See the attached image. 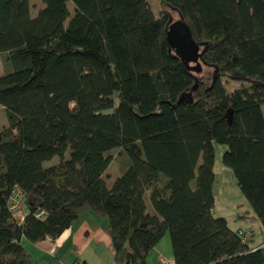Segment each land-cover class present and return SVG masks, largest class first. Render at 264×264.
<instances>
[{
    "label": "trees",
    "instance_id": "1",
    "mask_svg": "<svg viewBox=\"0 0 264 264\" xmlns=\"http://www.w3.org/2000/svg\"><path fill=\"white\" fill-rule=\"evenodd\" d=\"M40 1L30 16L28 0H0V264H31L21 239H54L84 211L107 219L115 264H149L165 231L172 264H264V0ZM170 11L198 43L197 75L165 41ZM213 143L260 223L258 245L211 213ZM114 148L128 163L107 187ZM153 179L165 197L149 213ZM15 185L21 220L8 209Z\"/></svg>",
    "mask_w": 264,
    "mask_h": 264
},
{
    "label": "rangeland",
    "instance_id": "2",
    "mask_svg": "<svg viewBox=\"0 0 264 264\" xmlns=\"http://www.w3.org/2000/svg\"><path fill=\"white\" fill-rule=\"evenodd\" d=\"M155 1V0H154ZM29 15L33 16L37 9L43 6L40 0H28ZM69 14L72 13V5L68 1L66 3ZM158 9H161L155 2H153V11L157 15ZM172 21L177 19V15L170 11ZM66 22V21H65ZM64 22V23H65ZM204 67L202 73L198 78V83L206 84L209 82V71ZM5 71L2 60L0 57V75ZM209 73V74H208ZM229 86L235 87L238 85L236 82H228ZM262 114L264 117V106H261ZM6 118L4 111L0 106V130L6 126ZM225 146L217 143H213L214 159H213V173L214 178L212 182V194L214 197V203L212 207L213 216H222L225 218L227 225L231 229L248 228L252 234L251 243L258 245L263 241V234L260 223L257 218L247 217L251 216L252 211L246 200L239 191L234 176L230 168L223 165L221 161L222 152L225 150ZM111 156V161L103 173V180L107 187H109L115 177H117L128 163L127 156L121 151L120 148H114L107 152ZM67 155V152L65 153ZM58 161L56 156H53L49 161L44 162L43 165H49ZM164 198L165 192L161 188L160 181L158 179L151 180L145 187L144 201L146 204V211H150V199L151 197ZM89 212L90 211H84ZM94 214V213H92ZM97 220L96 224L92 223V226L99 225L104 226L107 219L95 215ZM171 260V248L169 234L165 231L157 244L152 248L150 253L146 257V261L149 264H161L160 260Z\"/></svg>",
    "mask_w": 264,
    "mask_h": 264
},
{
    "label": "crops",
    "instance_id": "3",
    "mask_svg": "<svg viewBox=\"0 0 264 264\" xmlns=\"http://www.w3.org/2000/svg\"><path fill=\"white\" fill-rule=\"evenodd\" d=\"M148 212L151 213V208ZM96 222L94 214L83 212L58 237L35 243L21 239V243L31 257V264H71L74 259L85 264H115L102 226H92Z\"/></svg>",
    "mask_w": 264,
    "mask_h": 264
},
{
    "label": "water",
    "instance_id": "4",
    "mask_svg": "<svg viewBox=\"0 0 264 264\" xmlns=\"http://www.w3.org/2000/svg\"><path fill=\"white\" fill-rule=\"evenodd\" d=\"M164 36L168 47L179 59L184 69L197 75L201 71V64L198 60L199 46L192 39L189 27L181 16H178L174 21L170 18V22L165 28ZM226 118L228 123H230V111L226 112Z\"/></svg>",
    "mask_w": 264,
    "mask_h": 264
},
{
    "label": "built area",
    "instance_id": "5",
    "mask_svg": "<svg viewBox=\"0 0 264 264\" xmlns=\"http://www.w3.org/2000/svg\"><path fill=\"white\" fill-rule=\"evenodd\" d=\"M23 199L24 195L19 188V186L15 185L11 188L9 196H8V209L13 215L20 220L23 218ZM36 218H42L44 216V211L42 209L37 210L34 213ZM161 264H172L170 259L160 260Z\"/></svg>",
    "mask_w": 264,
    "mask_h": 264
}]
</instances>
